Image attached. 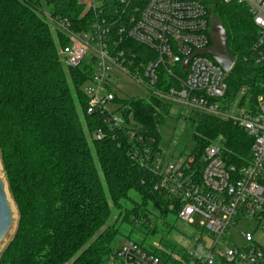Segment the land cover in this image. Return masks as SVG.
<instances>
[{
  "label": "trees",
  "instance_id": "obj_1",
  "mask_svg": "<svg viewBox=\"0 0 264 264\" xmlns=\"http://www.w3.org/2000/svg\"><path fill=\"white\" fill-rule=\"evenodd\" d=\"M198 1L223 26L235 58L223 103L248 86L240 105L251 97L245 106L252 108L264 66L243 61L257 34L247 8ZM116 5L108 0L105 8ZM43 6L51 8L48 17ZM82 12L77 0H0V161L17 213L0 264H114L118 244L132 235L153 251L152 213L164 227L166 218L176 217L168 210L170 197L154 190V177L137 162L146 149L160 151V131L173 104L152 94L121 102L145 141L141 146L106 127L101 114H87L83 87L92 77L91 64L64 66L59 50L70 41L51 25L66 20L72 32L86 31L94 17L91 12L81 17ZM129 47L139 57L145 53L135 44ZM187 123L196 161L216 142L226 165L249 162L252 139L236 123L197 112ZM98 130L104 134L100 140L94 137Z\"/></svg>",
  "mask_w": 264,
  "mask_h": 264
},
{
  "label": "built area",
  "instance_id": "obj_2",
  "mask_svg": "<svg viewBox=\"0 0 264 264\" xmlns=\"http://www.w3.org/2000/svg\"><path fill=\"white\" fill-rule=\"evenodd\" d=\"M215 1L247 8L257 34L243 61L264 66V0ZM107 2L77 0L83 7L81 17L89 12L94 17L86 31L72 32L66 20L55 24L70 41L59 50L61 63L75 68L87 58L93 69L83 89L88 115L101 114L106 127L123 132L134 146L144 144L131 115L124 114L126 107L121 104L118 115L107 109L116 102L111 91L116 70L144 86L148 94L236 123L252 139L249 162L242 167L226 165L218 145L205 148L197 161L186 155L163 162L161 150L151 154L146 149L137 159L139 166L154 177V190L170 197L168 210H175L177 220L192 227L199 238L191 251L180 248L182 255L155 242L150 251L124 239L114 264H264V246L254 237L255 231H264V82L253 108L240 105L248 86H242L229 104L223 103L235 60L231 72L225 73L210 57L193 56L211 46V16L198 0H116L115 10L106 9ZM130 43L145 53L139 57ZM94 137L100 140L104 134L98 130ZM251 223H256L254 233L238 232L245 245L229 247L232 231Z\"/></svg>",
  "mask_w": 264,
  "mask_h": 264
},
{
  "label": "rangeland",
  "instance_id": "obj_3",
  "mask_svg": "<svg viewBox=\"0 0 264 264\" xmlns=\"http://www.w3.org/2000/svg\"><path fill=\"white\" fill-rule=\"evenodd\" d=\"M42 9H43V14L46 17H48V15L51 12L50 6H43ZM51 25L52 27H55L54 23H51ZM86 61L87 58L85 59V62ZM112 76L113 78L111 81V91L114 93L117 102L113 104H109L107 106L109 112L115 113L119 108H121V102L125 100L145 99L149 95L148 90L144 86L139 84L137 81H135L128 75L113 70ZM84 88L85 86L83 87V89ZM250 99L249 97L245 99L244 106L245 104L250 105ZM253 105H254V101H253ZM245 108H247V106H245ZM193 113H195V111L185 105H176V104L172 105L169 114V119L165 122V124L163 125L160 131V137H161L160 158L163 162L172 161L180 156L191 155L190 152L192 148V143H191L192 130L188 125L187 120ZM233 113L237 114V109L234 108ZM115 114L118 115L117 113ZM211 145H216V142L210 143L205 148ZM0 176L5 183L8 200L11 205L13 211V217H14V226L12 228V231L10 232L8 237L0 244V255H1V253L6 248V246L8 245L9 241L11 240L14 234L16 228L17 213L14 203L8 193L7 183L5 181V177L2 171L1 161H0ZM131 196L134 200H136V197L133 194ZM148 221L154 227L153 228L154 230L148 236L149 242H155L157 244L160 243L161 247L167 250L168 252H172L177 255H182V250L180 248L188 249L189 251H191L192 249L191 244L193 243L194 240L199 238V234L192 227L186 226L185 224L177 220L176 217L169 216L168 218H166L165 227L162 226L159 221L157 222L154 219L153 213L148 218ZM255 228H256V223H251L249 224V226H244L242 224H239L237 228L234 231H232L229 237V243H228L229 247L244 246L245 242L239 236L238 232L246 231V232L254 233ZM124 232L125 235H128L129 233L128 229H125ZM254 237L255 240L261 246H264V231H255ZM122 240L118 244L117 249H119ZM131 240H136V236L132 235ZM166 245H169V247H167ZM173 246L175 247V250L172 248Z\"/></svg>",
  "mask_w": 264,
  "mask_h": 264
},
{
  "label": "water",
  "instance_id": "obj_4",
  "mask_svg": "<svg viewBox=\"0 0 264 264\" xmlns=\"http://www.w3.org/2000/svg\"><path fill=\"white\" fill-rule=\"evenodd\" d=\"M209 37L211 46L206 50L194 53L193 56H208L225 73H230L231 65L235 59L228 51L226 32L214 16L210 17ZM188 61L189 59L185 60L184 67ZM13 226V211L8 200L5 183L0 176V244L8 237Z\"/></svg>",
  "mask_w": 264,
  "mask_h": 264
}]
</instances>
